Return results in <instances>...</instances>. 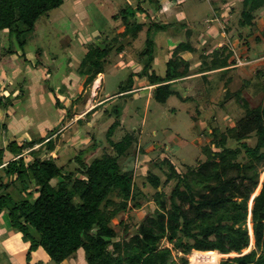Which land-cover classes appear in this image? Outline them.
Segmentation results:
<instances>
[{
	"label": "trees",
	"instance_id": "obj_1",
	"mask_svg": "<svg viewBox=\"0 0 264 264\" xmlns=\"http://www.w3.org/2000/svg\"><path fill=\"white\" fill-rule=\"evenodd\" d=\"M64 2L0 0V31L14 35L18 45L24 48L38 19ZM147 3L150 9L160 6L159 0H147ZM241 4L238 25L243 30L256 24L259 12L264 9V0H241ZM124 10L129 16H122L125 26L118 34V40L129 34L137 37L142 27L148 24L147 47L141 52L142 59L148 60L141 71L136 72L139 78L146 77L149 84L156 85L153 97L159 102H166L173 94L179 96L172 89V82L191 72L189 62L181 53L195 51V47L189 40L181 41L167 59L164 74L156 73L150 65L155 57L156 39L153 34L159 30L171 32L170 23L153 20L150 12L145 14L148 22L134 19L137 11L142 10L140 4L129 11ZM237 34L243 39L242 31ZM223 47H219L220 50ZM94 50L102 56L109 47ZM91 52L89 49L87 57ZM227 57L216 56L212 66L203 70L234 64V61L227 62ZM85 63V60L81 63V73L87 74L84 87L88 88L102 70ZM134 74L131 73L121 86L120 96H131L137 89V81L132 79ZM258 74H264V71L259 70ZM262 88L264 92V82ZM232 93L227 90L226 94L229 97ZM233 94L239 95L238 101L246 105L239 92ZM58 102L60 104L59 99ZM0 104L4 103L0 100ZM245 108V114L227 128V133L218 127L209 129L214 134L213 143L218 150L206 147L208 157L198 166H190L187 172L181 173L171 159L163 158L162 162L169 168L166 181L176 179L169 207L163 199L161 177L150 171L147 173L148 183L156 188L154 199L158 207L129 236H126L129 232L127 227L121 234L112 221L117 214L129 208V201H133L135 207L141 206L138 197L142 192L135 186L134 169L127 167L124 161L132 154L130 149L138 139L130 133L119 141L113 139L121 122L122 111L118 106L107 110L115 117L106 130L114 152L104 149L101 155L89 160L100 142L91 133L89 142L68 161L69 164L76 162L71 170L66 171V167L51 156L57 144L54 128L41 137L11 141L6 149L14 157L7 162L3 161L5 149L0 148V164L5 163L2 167L9 177L5 182L0 179V215H6L9 228L20 232L22 242L27 244V263L31 264L34 251L43 248L54 264L76 257L80 249L85 252V264H189L186 257L194 249L239 253L219 264H264V177L260 180L264 171V96L257 106ZM86 115L89 119L92 110ZM84 121L81 118L77 120L79 124ZM252 134L256 136L253 146L247 142ZM228 138L237 141L238 145L229 146ZM58 177L61 180L53 182ZM30 179L37 186L38 195L34 200L25 197ZM15 183L20 186L16 188V196L9 190ZM259 186L260 190L253 198ZM249 215L256 248L242 253L251 241ZM163 238L180 249L182 255L179 260L174 258L170 247L161 246Z\"/></svg>",
	"mask_w": 264,
	"mask_h": 264
},
{
	"label": "rangeland",
	"instance_id": "obj_2",
	"mask_svg": "<svg viewBox=\"0 0 264 264\" xmlns=\"http://www.w3.org/2000/svg\"><path fill=\"white\" fill-rule=\"evenodd\" d=\"M131 1L132 0H82V3L79 4L78 0H75V2H72V0H65L60 7L51 10L49 13L38 19L36 23L37 26L33 31L34 38L31 42L27 43L24 48H21L18 45L14 35H10L9 32L0 33V42H2L5 47H15L18 51H20L21 56L27 57V55H25V50H34L40 46L44 51H48L60 58H65L66 61L63 62L61 68H56V64L54 62L51 65V82L56 83L57 81V84L60 86H62V82L60 81L63 75L62 70H67L68 75L75 71V69L80 72L83 60L86 61L85 64L91 65V67L104 72L102 94L112 95L111 98H115L108 104L109 108L116 105L122 111L119 118L121 122L115 129L113 139L115 141H119L126 133L134 134V136L138 139V143L130 149V153L132 154L126 157L124 161L127 167H132L134 169L135 186L142 192L141 196L138 197V201L141 203V206L135 207L133 201H129V208L117 214L112 221L114 227L121 234L123 233V229L125 227L129 229L126 236H129L133 231L135 232L142 223V220L150 215H153L158 207L154 199L156 188L148 183L147 173L150 171L161 177L163 182L162 188L164 191L163 199L169 207L170 195L173 187L175 186L176 179L166 181L167 171H169V168L164 162H162L163 158L171 159L175 163L177 170L181 173L187 172L190 166H198L199 163L205 161L208 157L206 147H212V149L218 150L213 143L215 139L214 134L210 133L209 129L218 127L222 132L227 133V128L245 114V107L248 106L252 108L253 106H257L261 103L264 96L262 88L264 74L260 75L258 74V71L256 72L258 68L264 71V46L262 45L259 49L251 48V50L246 47L243 51L242 46L247 44L246 42H243L242 44H237L233 48L231 40L235 39V36H231L230 43H226L221 50V47L219 50L218 48H209L211 45L216 46L217 41H212L208 36L199 37V48H206V55L205 57L203 56V58L197 57L199 64L195 70L212 66V61L214 60L213 58L221 55H224L225 57L228 56L227 62L229 63H232L233 61L235 63L237 57L242 58L245 63L235 65L238 67L240 66L239 68L235 67L215 74L216 80L212 79V83L211 81L204 83L206 85L204 87L201 85L198 93L194 92L191 94L192 96H187L186 100H182L174 94L171 95L164 103L155 100V98L149 96L148 93L141 94L137 92L132 93L131 96H120L119 92L121 90V86L125 83L126 79H129V75L131 73H135L132 79H135L136 77V81L138 79L137 84L140 82L139 75L135 72L134 68H131L130 65L127 66V61L119 52L118 47H116L117 45L110 43L111 40L103 41V39L106 38L104 37V33L110 36H116L121 33V27L117 25V21L115 19H121L123 15L129 16L128 12H125L124 9L129 11L132 8H135L134 3H136V0H133L134 3ZM161 1L164 3V6L168 8V11L166 14H163V16H154L152 18L153 20H162V18L168 19L173 22L170 23L171 28L181 33L189 24H193V26L196 27V31L199 35L204 30L210 28L211 22H207L205 20V15H213V9H211L213 4L210 0ZM233 3V9L238 12L234 15V17H240L242 10L241 0H233ZM79 5L84 6L87 10L85 11L87 12L88 17L87 14L83 17V19L78 16L76 9ZM144 6H146V3ZM214 7L215 6L213 5V8ZM111 12L114 13L112 16ZM140 18V16H136L134 19L139 22H143ZM232 20L234 21V18H232ZM144 21H147V19ZM212 22L215 23L216 21L212 20ZM228 22L230 23L229 27H232L233 22ZM78 29L80 31H88L90 35H93V37H96L98 34L100 38V40L95 38L96 41L93 39L94 43L92 44V47L90 48L89 46V48H87L88 51L91 49V54L87 57L88 51H83L86 53L85 55L82 54L81 59L76 56L80 53L79 49L84 47L81 42L80 32L77 35ZM161 31L163 30L156 31L155 36L156 34H160ZM164 32H167V30H164ZM148 35V24H145L139 31L136 39L135 55L138 60L142 58V50L147 47L146 40ZM126 36L130 37L131 35H125L124 38ZM184 38L185 37H183V39ZM203 38L206 39L204 42H202ZM193 40L194 39L192 38L189 41L194 44L195 41ZM104 47H109V51L102 56H99V54H97L94 50ZM160 47L161 46L156 39L154 49L158 52V54L161 51ZM163 52L161 56H164L165 58L166 53L165 51ZM183 54L184 52L181 53V55ZM253 58L258 59L255 61L253 60V62L250 60ZM93 60H95L94 63L92 62ZM254 65V68L249 69L250 66ZM239 71L246 72L244 76L245 78L238 76L240 74ZM247 71H249L250 74ZM237 73L239 74L237 75ZM227 77L232 80L228 84L229 90L233 91V93L235 91L239 92L240 96L244 98L246 105L238 101L239 95L232 93L229 97L227 96V91L224 89V79ZM217 79H222L223 81L219 82ZM58 95H61V91H58ZM52 111L54 110L52 109ZM76 112L77 114L81 113L78 107L76 108ZM27 116V118H29V115ZM113 116L114 115H112V117ZM74 117H76V115H74ZM107 118V116H101V119H98L97 117V124L88 126L89 128L84 127L85 130L89 129V133H85L84 128L80 130L77 124H74V126L71 127L73 122L70 121V123L67 124L69 119L63 124L58 123L59 126L57 128L62 129V132L57 135V144L59 146L51 156L56 159L58 164L64 165L66 167V171L73 169L76 162L69 164L68 161L73 159V157L88 143L87 137L89 135L91 136L90 133L99 138L100 142L98 148L88 157L89 160L94 156L101 155L104 149L113 153L114 151L106 135V130L113 121H111L112 119L107 120ZM25 124V126L28 127L30 123L27 122ZM34 124H30L33 131L29 132V136H24L25 138H34L37 136L34 130ZM75 127L78 128L77 132H74V130H76ZM4 130L5 128L2 127L0 132V148H3L5 144L8 145L9 142L13 140V135L8 133L4 134ZM74 135L75 137H73ZM219 137L220 134L218 135V139ZM247 142L249 145L253 146L256 143V136L252 134L247 139ZM227 143L232 147L238 145V142L232 138H228ZM6 146L4 147L5 150H7ZM8 152L10 154L7 153L6 156V152H4V162H7L14 157L9 150ZM27 152L28 150H26V153ZM1 166L2 165H0V179L4 182L8 181L9 177L6 176L3 167ZM263 172L261 173L260 180L263 176ZM60 180L61 178L58 177L53 180V182ZM28 182L29 191L26 192L25 197L29 200H34L38 195L37 186L32 179L28 180ZM16 188H20L18 183H15L14 187L12 186L9 188L10 191L14 192V196L17 194ZM0 218H2L5 223L7 222L9 226L5 214L0 215ZM2 226H4V224H0V231L5 232L6 227ZM5 233L4 235H6ZM254 244L255 238L253 244L251 243V246L249 245V249L247 251H244L243 249L242 253L255 249L256 244ZM161 246L170 247L174 258L177 260H179L182 255L180 249L174 248L173 244L166 238L162 239ZM189 254L186 258L189 257ZM236 255H239V253L221 256L219 263L223 259ZM6 257L7 253H5V251H0V264H11V261H7ZM76 259L82 261L84 264L86 263L85 252L83 249L78 251ZM24 261H26V259H24ZM38 262L44 264H54L51 260L48 263L42 258L35 261L37 264ZM15 264H18V262H15Z\"/></svg>",
	"mask_w": 264,
	"mask_h": 264
},
{
	"label": "crops",
	"instance_id": "obj_3",
	"mask_svg": "<svg viewBox=\"0 0 264 264\" xmlns=\"http://www.w3.org/2000/svg\"><path fill=\"white\" fill-rule=\"evenodd\" d=\"M75 2V0H72V2ZM79 4L82 3V0H78ZM160 1V6L158 9H155L154 7H151V9L148 7L147 0H136V3L132 0L131 2L134 3L135 6L140 4L142 7V10H138L136 13L137 17H141L143 21L146 19L145 14L147 12H150L151 16H163V14H166L168 11V8L164 6V3ZM172 2L174 0H165ZM210 2L215 6L213 8L212 5V12L213 15L207 14L205 15V20L207 22H211L210 28L207 30H204L199 35L196 31V27L193 26V24H189L184 28V31L179 32L175 31L174 29L171 30V32H164L161 31L160 34H156L155 39H157V42L160 44L161 51L158 54V52L155 51V57L152 59V62L150 63L151 68L156 71L158 74H164L166 69V61L172 56V52L174 48L184 40H191L194 39L195 43L193 46L195 47V51H184V54L181 55L183 59H186L189 62V69L190 74L187 76H184L183 78L178 79L177 81L172 82V89L176 91L177 97L181 98L182 100H186L187 96H192L194 92L198 93L200 86L203 87L206 85L204 83L210 82L212 79L216 80L215 74L222 72L224 70H228L231 68H235L238 66H235L234 64H230L229 66H226L224 68H217V69H211V70H203L202 69H196L197 65L199 64V61L197 59L201 58L202 55H206V48L200 49L199 48V37L208 36L213 41H217V45H211L209 48L211 49H217L221 47L222 45H225L226 43H230L231 36H235V39L232 41V47L234 48L237 44H242L243 42L247 43L246 45L242 46V50L244 51L247 47L251 50V48H261L262 45L264 46V9L261 10L258 14V17L256 19V24L253 27H247L246 29L241 30L238 25L239 17L235 18L234 15L237 12V10L234 8L233 0H210ZM146 3V6L144 4ZM84 8V6L79 5V7L76 9V13L78 16L83 19V17L87 14V10ZM114 10V9H113ZM114 13L111 12V16ZM88 17V14H87ZM115 17V16H114ZM234 18V21L232 20ZM161 19V18H159ZM117 25L121 27L120 31L124 30V22L122 18H116ZM149 19H147L146 22H148ZM155 20V19H154ZM163 22L167 23H173L169 21L168 19L162 18ZM212 20L216 21L215 23L212 22ZM228 21H232L233 25L232 27H229L230 23ZM223 25V26H222ZM37 26V25H36ZM239 31H242V34L244 35V40L241 39V37L237 34ZM1 32H8V31H0ZM80 32L81 42L83 43L84 47L79 49V55H76L78 58H82V54L85 55L83 51H88L87 48H89L90 44L94 43L93 39H99V35L97 34L96 37H93V35H90L88 31H80L78 29L77 35ZM155 35V34H154ZM114 36V35H113ZM110 36L106 35L104 33L103 41H110V43H113L117 45L116 47L122 46L121 49H119V52L125 58L127 61V66H131V68H134L135 72H140L141 69L144 67V65L147 63L146 58L140 60L137 59V56L135 55V49H136V39L137 37L133 38L132 35L130 37L126 36L125 38H122L121 40H118L117 36ZM219 36V37H218ZM183 37H185L183 39ZM246 37V38H245ZM34 38V33L32 32L29 36V42ZM130 38V39H129ZM218 38V40H217ZM261 38V39H260ZM220 39V40H219ZM97 40V41H99ZM206 39L203 38L202 42H204ZM1 41V39H0ZM96 41V40H95ZM26 46V45H25ZM84 49V50H83ZM35 50V51H34ZM29 49L25 50V56H21L20 51H18L15 47L9 46L5 47L2 42H0V100L3 105L0 104V127H4V134H12L13 137L11 141H21L23 139H32L33 137H27L29 136V132L33 131V128L30 127V124L35 125V132L37 134L36 137L44 136L48 130L55 129V134L53 136H56L62 132V129H58L59 126L58 123L63 124L68 119L67 124L72 121L71 127L74 126V124L78 125V128L82 130L84 127L89 128L88 126H93L98 123V120L101 119V116H107V120H114V116L109 115L107 110H110L109 103L114 100L115 98H111L112 95H103L102 94V86H103V79H104V72L98 73L95 80L88 88L84 87V81L87 78V74H82L81 71L78 72L76 69L75 71L71 72L70 75H68L67 70H62L63 75L62 79L60 80L62 82V86L56 83L51 82L52 78V69L51 65L54 62L56 65V68H61L63 65V62H65V58H60L59 56L53 55L48 51L42 50V48L39 46L36 49ZM165 51V58L162 55V52ZM134 52V53H133ZM164 53V52H163ZM136 57V58H135ZM76 58V59H78ZM23 61H22V60ZM197 59V60H195ZM242 59V58H241ZM258 58H253L250 60H257ZM253 61V62H254ZM145 63V64H144ZM80 64V63H79ZM144 64V65H143ZM240 67V66H239ZM238 67V68H239ZM254 66H250L249 69L254 68ZM206 69V68H204ZM195 70V71H194ZM258 68L256 70L259 71ZM77 71V72H76ZM237 73L238 76L244 77L245 73L244 71H239ZM249 74L250 72L247 71ZM208 78V79H206ZM245 78V77H244ZM100 79V82L98 85H96L97 80ZM239 79V78H237ZM136 80V77H135ZM190 80V81H189ZM219 82L223 81L222 79H217ZM139 84L137 85V89L133 91V93H141L146 94L148 93L149 96L153 97V88L156 85L149 84L148 79L146 77H140L139 78ZM231 78L224 79V89L227 91L229 90L228 84L231 82ZM138 83V79H137ZM212 83V81H211ZM184 92H182L181 91ZM204 89V88H203ZM58 91H61V95H58ZM190 94V95H187ZM114 95V94H113ZM58 99L60 101V104L58 102ZM191 99V98H189ZM11 102V104H9ZM111 106V105H110ZM79 108L81 113L76 112V108ZM52 109L54 111H52ZM92 110V115L89 117H86V113L90 112ZM29 115V118H27ZM69 115V117H68ZM76 115V117H74ZM79 115V116H78ZM81 118L84 121L82 124H79L77 120ZM30 123L29 126H25V123ZM34 122V123H33ZM3 124V126H2ZM0 128V132H1ZM77 127H75L76 130L74 132H77ZM84 128V130H85ZM74 129V128H73ZM89 129L85 130V133H89ZM77 134V133H76ZM91 134V133H90ZM63 135V133H62ZM89 135V134H88ZM16 136V137H15ZM75 137V135L73 136ZM90 135L87 137L89 142ZM10 141V142H11ZM9 142V143H10ZM7 144H5L6 146ZM39 146V144H37ZM36 145V146H37ZM3 146V147H5ZM37 146V147H38ZM58 144H56L55 150L58 148ZM2 148V147H1ZM54 150V152H55ZM5 156L8 152V150H5ZM10 154V153H9ZM3 166V164H0ZM1 166V167H2ZM0 224H4L2 227H6V233L3 231H0V251L7 253V261H11V264H15V262H18V264H27V261H24L26 259V253L28 250L27 244L23 243L21 240V234L20 232L10 229L7 222L5 223L2 218H0ZM4 233L6 235H4ZM5 248V249H4ZM5 255V254H4ZM44 259L46 262L49 263L50 257L46 253V251L43 248H38L36 251L32 253L31 258V264H37L35 261L37 259ZM79 259V257H78ZM75 261V262H74ZM84 264V258L83 262L79 261L74 258H70L62 262L61 264ZM38 264H41L38 262Z\"/></svg>",
	"mask_w": 264,
	"mask_h": 264
},
{
	"label": "bare ground",
	"instance_id": "obj_4",
	"mask_svg": "<svg viewBox=\"0 0 264 264\" xmlns=\"http://www.w3.org/2000/svg\"><path fill=\"white\" fill-rule=\"evenodd\" d=\"M99 82H100V79L97 80L96 85H98ZM250 217H251V215H249V229H250L249 232L251 234V241L250 242L253 244L254 235L252 232L253 230H252V223H251ZM248 247H246L244 249V251H247L249 249ZM236 253L237 252H235V251L229 252V253H224V252L222 253L218 250H197V249H194L189 254L188 258L190 260V264H218L220 259H221V256H226V255L236 254Z\"/></svg>",
	"mask_w": 264,
	"mask_h": 264
},
{
	"label": "water",
	"instance_id": "obj_5",
	"mask_svg": "<svg viewBox=\"0 0 264 264\" xmlns=\"http://www.w3.org/2000/svg\"><path fill=\"white\" fill-rule=\"evenodd\" d=\"M263 177H264V173H263V176H262V178H261V181L263 180ZM261 181H260V182H261ZM259 190H260V186H259V187L257 188V190L254 192V194H253V196H252L253 198H254V196L259 192ZM250 206H252V199H251ZM250 206H249V207H250ZM250 208H251V207H250Z\"/></svg>",
	"mask_w": 264,
	"mask_h": 264
},
{
	"label": "built area",
	"instance_id": "obj_6",
	"mask_svg": "<svg viewBox=\"0 0 264 264\" xmlns=\"http://www.w3.org/2000/svg\"><path fill=\"white\" fill-rule=\"evenodd\" d=\"M244 63L245 62L241 58H239V57L236 58L235 65H241V64H244Z\"/></svg>",
	"mask_w": 264,
	"mask_h": 264
}]
</instances>
